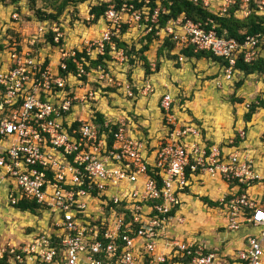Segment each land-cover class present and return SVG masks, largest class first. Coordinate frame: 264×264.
<instances>
[{"label":"built area","instance_id":"built-area-1","mask_svg":"<svg viewBox=\"0 0 264 264\" xmlns=\"http://www.w3.org/2000/svg\"><path fill=\"white\" fill-rule=\"evenodd\" d=\"M211 1L220 2L215 13L222 16L236 0L203 2L212 7ZM242 1L240 12L247 17L248 2ZM138 3L143 5H109L101 16L104 27L99 40L85 41L77 48H66L60 25L49 28L48 22L38 24L37 35L24 48L0 38V187L9 207L34 203L49 213L54 228L23 245L0 246V260L7 258L11 264H24L30 258L36 264H264V207L245 191L222 202L227 228L239 231L247 223L259 231L247 236L233 257L224 259L202 246L166 237L189 177L205 172L246 190L255 182L264 184L252 160L206 145L196 125L177 118L169 93L159 101L164 134L150 158L145 155L148 141L128 135L127 120L108 119L102 126L95 122L90 104L100 90L92 89L90 74L97 73L100 81L101 73H108L101 67L85 73L86 58L105 56L107 44L111 60H116L112 63L126 67L128 59L123 50H116L112 38L123 39L135 31L145 36L158 25L159 14L166 12L160 7L151 11L149 0ZM258 9L263 11L260 5ZM11 18L17 21L18 15ZM204 27L180 17L156 34L160 39L170 36L177 54L191 46L194 53L206 51L220 58L227 83L239 72V59L248 64L264 59V37L247 36L239 42ZM49 32L53 42L44 41L45 47L36 48L38 39ZM78 53L85 57L78 59ZM185 60L179 55V63ZM216 86L220 88L222 81ZM130 88L128 83L122 90L133 99ZM141 93H153L150 82ZM238 137L244 139L245 132L239 130Z\"/></svg>","mask_w":264,"mask_h":264},{"label":"crops","instance_id":"crops-1","mask_svg":"<svg viewBox=\"0 0 264 264\" xmlns=\"http://www.w3.org/2000/svg\"><path fill=\"white\" fill-rule=\"evenodd\" d=\"M214 2L216 3L215 5H217L219 1ZM84 4L79 6H84ZM1 10L0 7V12ZM11 13L12 12H10V14ZM9 17L10 16L7 17L6 13L3 11L0 13V32L4 31L7 33V28L11 30L14 29L13 27H15V25L9 22L7 23L10 19ZM90 17L88 13L86 18L87 21ZM103 27L104 26H101V30L99 31L100 35L103 31ZM91 31V29L87 31L86 34L83 35V38L77 37V34L73 33L70 39L64 37V46L66 48H77L82 46L85 41L99 40L100 35H98L95 40L92 39V35L96 33L91 34ZM67 36L66 34V37ZM89 37L91 39H88ZM125 37L126 34L123 36L122 40H125ZM3 43L6 42L3 41ZM173 54H176V52H173ZM164 60L165 61L160 65L159 71L151 75H143L144 70L136 67L138 70L135 72L138 74L132 75V82H130V84L132 83L133 85L132 87L136 89L135 98L132 100L134 106L130 111L128 110L129 106H126L127 103H125V100L116 97V93L123 95V92H119V90L122 89L113 92L103 91L106 95L109 94V99L111 101L108 104H111L112 101H116L118 105L116 110L110 111V114L113 116H104L101 112L96 110L94 107L96 103L90 104L92 111L102 114L105 120H127L129 125L128 135L133 137H144L148 141L145 155L147 158H150L151 152L157 147L164 134V128L161 125L162 114L159 110L161 96L165 93L172 95L171 92H175L176 96L183 100L181 105H184L187 100L196 97L201 100V103H203L205 107L197 114L195 111L198 106L197 103H191L190 108L192 110L194 109L193 112L196 115L193 116V114L188 111L187 115H185L186 119L182 117V122L196 125L200 129L202 139L206 145H217L226 155L237 154L241 159L252 160L255 172L260 176H264V107L257 110L250 122L244 121V115L247 112L245 106L257 102L256 99L262 97L264 93V75L253 74L244 78L241 72H236L235 78L237 75V80L227 83L222 79V69L221 65L218 63L203 60H197L196 62L194 59L188 60L191 63L189 67H191L194 72V75H192L188 67H185L186 63H179L178 61L167 59ZM151 66L153 65L151 64ZM194 66L196 67L194 68ZM119 69V67H113L112 64H109L106 70L108 75H112L110 76L112 80L116 78V80L119 81L118 84L124 82L125 79L123 78L125 72H119ZM151 72H153V68H151ZM178 72H180V74ZM195 73L199 74L196 75ZM207 78L209 79L207 80ZM90 79H95L94 74H90ZM104 80L105 79H102L97 82L100 83L103 88L105 86L107 87V85L104 86L103 82H101ZM220 80L222 81V86L217 88L216 82ZM238 80L243 81V84L240 88L236 89L234 83H237ZM212 81L214 88H216L215 90L210 86ZM146 82L151 83L153 93H147V95L144 96L141 92ZM190 86H193V89L190 90ZM198 86L200 87L198 88ZM111 87H114V85L112 84ZM99 93H102V91L97 93V98L107 102ZM230 97L233 99H230ZM235 99H242L243 103H234L233 100ZM174 101L176 102L177 100L174 99ZM220 104L228 105L220 107ZM196 116H198L199 119H197ZM152 117L155 119L154 123H149L148 126L144 127L143 124L147 123V119ZM157 120L160 121V125L155 124ZM158 126H161V128ZM239 130L245 132V137L242 140L238 137ZM237 139H239L238 142H236ZM188 183V187L179 195L180 205L178 211L172 216L173 218L167 228L166 237L170 240H180L202 246L207 252L216 253L224 259L233 257L235 252L242 249L243 245L247 242L246 237L257 234V232L253 233V230H249V224L247 223L242 224L239 231H230L227 228V212L222 202L224 199L228 200L232 196L241 194L245 191L252 201L264 207V184L255 182L252 187L244 190L238 186L226 184L217 175L210 176L205 172L189 177ZM0 191L4 192V189ZM204 200L219 203V207H210ZM251 215L252 212H248L247 216ZM32 217L37 218L31 213L20 211L17 208L0 206V229L8 226L10 223L15 227L17 224H15V218H19V220L24 218L23 224L31 225V227L25 229L27 233L29 232L27 236L15 238V235L14 239L6 245L20 246L30 242L36 235L42 232H48L44 230L45 227H43L46 220L43 219L42 221L35 222ZM177 218H182L183 223H178ZM19 223L22 222L19 221ZM24 264H36V261L30 258L26 259Z\"/></svg>","mask_w":264,"mask_h":264},{"label":"trees","instance_id":"trees-1","mask_svg":"<svg viewBox=\"0 0 264 264\" xmlns=\"http://www.w3.org/2000/svg\"><path fill=\"white\" fill-rule=\"evenodd\" d=\"M86 1L87 0H44V8L37 9L35 12L37 21L39 23L48 22L49 28L53 24L59 26L61 24V17L64 15L65 11H67L69 6L77 7L81 4H84ZM138 1L139 0H115L114 5L116 7H119L124 2H131L136 6H142L143 4L138 3ZM203 1L204 0H198L196 2L192 0H149L148 7L151 11H153L156 7H160V9H165L166 12L159 14L158 25L154 26L151 33L143 37L140 42L143 44V46H141L139 50H136L135 45L127 44V42L125 40H122L120 37L112 38L113 42L115 43L116 50H123L128 59L127 64L130 67L129 74L132 73L135 67H137L139 64H142L143 70L145 71L146 75L158 72L161 65V58L178 61L179 55L183 56L187 60H205L211 61L213 63H218L220 65L224 63L220 58H217L213 54L206 51H199L194 53L191 46L180 49L178 54L177 52L176 54H173L175 50V42L172 40V38L170 36H164L163 39H160V37L156 33L163 30L168 22L175 21L180 17H183L184 20H189L195 24H201L203 27L207 22V26L204 28L208 31L213 27L218 37L221 38L234 39L242 42L247 36L258 35L260 37H264V14H259V0H250L247 3L250 13L247 17L244 18H239L237 16L243 5L242 0H236L235 4L230 6L227 12L222 16H218V12L217 14L215 13L216 11L211 12V10H209L210 7L205 6ZM109 5L110 4L108 3H100L92 6L89 10V15L93 16V20H91L90 23H97L101 19V16L106 11ZM31 7H33V4ZM209 21H211L212 24H209ZM122 32H125V28ZM45 38L47 42H53V34H51L50 32L45 36ZM153 42H158L160 46L157 52L158 59L155 64V68L153 72H151V66L148 59L145 57V53L149 51V46ZM2 47L3 46L0 45V48ZM110 53L111 50L109 48V45L106 44L105 56H97L95 60H89L88 58H86V60L89 61V65H86L84 67L85 73H90L91 70H96L99 67L107 70L108 65L104 62V60H111ZM77 57L78 59H80L81 57H85V54L78 53ZM69 69L70 71L73 70V65L70 64ZM236 70L241 72L244 78L253 74L264 75V59H258L251 64L243 63V61L239 59L236 64ZM127 81L130 85V82H132L131 75L127 77ZM242 84L243 81H238L235 84V88H240ZM94 86L96 88H99V90L103 88V86L97 82L94 84ZM130 89L135 96L136 89L134 87H131ZM103 91L113 92L115 91V87H111V85H109V87L105 86ZM233 101L234 103H243L242 99H235ZM256 101L257 103H251L249 105L248 110L244 115L245 122H250L252 116L256 114L257 110L264 107V93L262 97H258ZM95 119V122L100 126H102L105 122V117L98 112H95ZM113 129H115V127H113ZM238 141L239 139L236 140V142ZM110 142L111 139H109V143ZM241 188L244 189V187ZM204 202L207 203L210 207H219V203L210 202L207 200H204ZM16 208L20 211L29 212L33 215H37L39 212H42V209L39 206H36L34 203L29 202H20L18 206H16ZM0 264H8L7 258H5L4 260H0Z\"/></svg>","mask_w":264,"mask_h":264},{"label":"rangeland","instance_id":"rangeland-1","mask_svg":"<svg viewBox=\"0 0 264 264\" xmlns=\"http://www.w3.org/2000/svg\"><path fill=\"white\" fill-rule=\"evenodd\" d=\"M32 1H34V2H32ZM124 1H130V0H124ZM245 1L249 2L250 0H245ZM262 1H264V0H259L258 1L259 2L258 5L263 7V11H260L261 13H259V14H264V4L261 3ZM114 2H115V0H87L86 3L84 4V6H77V7L76 6H69L67 11H65L64 15L61 17L60 28H61V32L64 34V37L70 39L71 34L73 33V34H77L76 35L77 37L83 38V35L86 34V32L91 29L92 30L91 34L96 33L95 35H92L93 36L92 39L95 40L96 37L98 35H100L99 31L101 30V26H104V23H103V21H101V19L97 23H95V25L93 23H90L91 21H87L86 18L88 16L89 10H90V8L92 6L100 4V3H108L110 5H114ZM44 3H45L44 0H0V7L2 9L1 12L2 11L5 12L7 17L10 16L9 17L10 19L7 21V23L9 22V23L15 25V27L12 26L14 28L13 30L7 28V31H6L7 33H5L3 31L5 34L3 32H0L1 40L5 41L6 42L5 44H8L10 46L17 45V47L23 46V48L25 46H28V44L31 41V39L37 35L36 34V30L38 28L39 22L37 21L35 12H36L37 9L44 8ZM219 3L220 2H218V4ZM32 4H33V7H31ZM215 4L216 3L214 1L209 2V5L212 6V7L209 8V10H211V12L217 11L219 5L218 4L215 5ZM245 7L248 8V4ZM241 9H243V8L241 7ZM10 12H12V13L10 14ZM14 13H16L18 15V20L17 21H15L14 19L11 18V15L14 14ZM237 16L239 18L240 17H242V18L245 17L244 15H242L241 12H238ZM66 34L68 35L67 37H66ZM142 35L143 34L141 32L139 33V32L135 31L133 33H130L129 36H126L125 37V41L129 45H135L136 50H139L141 48V46H143V44L140 43L141 40L144 37ZM73 39H75V38H73ZM88 39H91V38L89 37ZM44 41H45V44H46L47 43L46 38H42V39L39 38L38 41H37L39 43H37V47L36 48H39V47H42V46L45 47V45L43 44ZM159 46L160 45H159L158 42H153L149 46V51L147 53H145V57L149 60L150 66H151V64L153 65V66H151V68H153V70L155 68V64H156L157 59H158L157 58V52H158ZM115 57H117V56H115ZM117 58H116L117 60H120V56H118ZM161 59H163V60H161ZM161 59H160V62L162 64V62L165 61L164 59H167V58H161ZM167 60H169V59H167ZM114 61H116V60L115 59L114 60L113 59L110 60V64H112L113 67L116 66L117 68L119 67L121 69L122 66L120 67V64L112 63ZM195 61L197 62V60H195ZM203 61H205V60H203ZM168 62H170V61H168ZM125 63L127 64L128 60L125 61ZM184 63H186L185 67H188V69L190 70V73L192 75H194V72L192 71V68L189 67L191 63L188 60L187 61L185 60ZM138 66H140V67H138ZM138 66L137 67L139 69H143L142 64H139ZM195 67L196 66H194V68ZM129 68H130L129 65L127 64L126 67H124L123 69H121V70L119 69V72H122V71L125 72V74H123L124 75L123 78H125V81H127L126 79H127L128 76H130V75L132 76L134 74H138L137 72H135V71L138 70V68L135 67L136 69L133 70L132 73H130V74H129V70H130ZM178 73L180 74V72H178ZM93 74L95 76V79H94V82H92L91 86H92V89L94 91L95 90L98 91L99 88H96L94 86V84L96 83V81L99 80L98 79L99 75L97 73H93ZM101 74H102V79H105L104 81H101V82H103L104 86L105 85L109 86V84L110 85L113 84L114 87H115V90L116 89L118 90V89H123V86L125 84H128V82L124 81V82H120L121 86H119V85H117L119 83V81L116 80V78L111 80L110 77L108 78V75H106L104 73H101ZM195 74L197 75L199 73H195ZM143 75L147 76L145 74V71H143ZM110 76H112V75L110 74ZM208 79L209 78H207V80ZM235 80H237V75H236V78H235V73H234V77H233L232 81H235ZM196 81H200V80H196ZM238 81H241V80H238ZM208 82H210V81H208ZM235 84H236V82L234 83V85ZM130 85H131V87L133 86L132 84H130ZM210 86L213 87L214 90L216 89L213 86V81L210 84ZM199 87L200 86H198V88ZM191 89H193V86H190V90ZM103 90H104V88H101L100 91H102V93H99V94H100L101 97H104L107 100V102L103 101L102 99H98L97 98L98 99L97 102L95 101V102H92V103H96L94 105L95 109L98 110L99 112H101L104 116H108V115L113 116L112 114H110V111L116 110V108H118V105H117L116 101H112L111 104H108L111 101L109 99V94L106 95V93H103ZM119 92H123V95H120V94L116 93V97L119 98V99H124L125 103H127L126 106H129L128 110L130 111L131 108H133V106H134L133 101H132L133 99H128L126 97V95L124 94L123 90H119ZM171 93L174 96V99L177 100L173 104L174 105L173 108H175V115H177V118L179 120L181 119V121H182V117L186 119L185 115H187L188 111H190L193 114V116L196 115L193 112L194 109L192 110L190 108L191 107V103H193V102L197 103L198 106H197V109L195 110L197 114L199 112H201V109H203L205 107L203 105V103H201V100L196 98V97L195 98L193 97L191 100H187L184 105H181V102L183 100H181L179 97H177L175 92H171ZM230 99H233V98L230 97ZM254 103H257V102H254ZM226 105H228V104H220V107H225ZM229 106H231V105H229ZM119 107L121 108L120 105H119ZM245 107H246V111H247L248 110L247 105ZM88 111H89V107H86V113H89ZM156 113H157V111H156ZM78 115H80V112L78 113ZM196 117H197V119H199L198 116H196ZM154 120L155 119L153 117L152 118H148L147 119L148 122L143 124L144 127L148 126L149 123H151V124L154 123ZM155 124L156 125H160V121L157 120ZM161 125H162V123H161ZM159 128H161V126ZM2 189L3 188L0 187V190H2ZM0 202H1L0 206L9 207V205H8V203L6 201V198H5V193L3 191H0ZM35 216L37 218H33L32 217V219L35 222L36 221H42L43 219L46 220V222H44V226H43V227H45L44 230H47L48 232H52L54 230V228L52 226V219L50 217H48L49 213L42 211V212H39ZM23 220H24V218H22L21 220H19V218H15V224L17 223L15 227H13L12 224L10 223L8 225L9 227L5 226V227H2L0 229V246H2V245L7 246L6 244L11 242V240L14 239L15 235H16L15 238H20V237L28 235L29 232L27 233V230L25 231V229H27L28 227H31V225H27V224L24 225L23 224ZM19 221L22 222V223H19ZM250 229L253 230V233L257 232V230H258V229L254 228L252 225L249 224V230ZM3 230H5V231H3Z\"/></svg>","mask_w":264,"mask_h":264},{"label":"clouds","instance_id":"clouds-1","mask_svg":"<svg viewBox=\"0 0 264 264\" xmlns=\"http://www.w3.org/2000/svg\"><path fill=\"white\" fill-rule=\"evenodd\" d=\"M260 13V12H259ZM187 60V59H186ZM128 82V81H127ZM147 83V82H146ZM146 86V84L144 85V87ZM144 89V88H143Z\"/></svg>","mask_w":264,"mask_h":264}]
</instances>
